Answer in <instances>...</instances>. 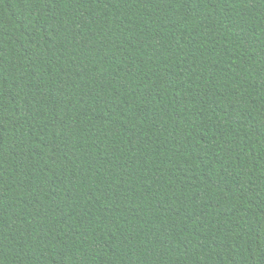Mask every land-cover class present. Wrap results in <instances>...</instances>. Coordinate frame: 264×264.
<instances>
[{
	"label": "trees",
	"instance_id": "obj_1",
	"mask_svg": "<svg viewBox=\"0 0 264 264\" xmlns=\"http://www.w3.org/2000/svg\"><path fill=\"white\" fill-rule=\"evenodd\" d=\"M0 264H264V0H0Z\"/></svg>",
	"mask_w": 264,
	"mask_h": 264
}]
</instances>
